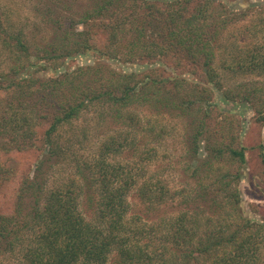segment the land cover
Segmentation results:
<instances>
[{
	"label": "trees",
	"instance_id": "16d2710c",
	"mask_svg": "<svg viewBox=\"0 0 264 264\" xmlns=\"http://www.w3.org/2000/svg\"><path fill=\"white\" fill-rule=\"evenodd\" d=\"M236 15L220 0H96L67 18L54 57L46 48L33 51L24 30L0 15L1 46L17 60L0 71V187L12 199L0 211L1 253L16 251L19 264H261L264 223L240 206L247 149L240 115L224 103L246 107L264 124V83L234 81L240 73L263 76L264 53L254 47L213 65ZM87 53L92 63L47 75L60 58ZM96 105L124 128L79 155L61 130ZM137 107L184 121L191 190L151 169L156 146L137 148L138 133L163 136ZM12 151L37 152L31 173L6 165L1 154ZM123 152L135 159L118 160ZM55 164L75 173L47 187ZM130 194L146 212L165 204L176 210L147 219L132 212Z\"/></svg>",
	"mask_w": 264,
	"mask_h": 264
},
{
	"label": "rangeland",
	"instance_id": "374dc122",
	"mask_svg": "<svg viewBox=\"0 0 264 264\" xmlns=\"http://www.w3.org/2000/svg\"><path fill=\"white\" fill-rule=\"evenodd\" d=\"M96 0H0V15L6 19L9 24H13L15 29H23L25 38L34 51L36 47L46 48L51 56L58 54L59 50H52V45H59L62 39V32L67 27V18H77L87 7H90ZM228 6L231 11L236 13V21L233 22L224 34L223 47L215 57L213 65L219 67L223 59H229L231 55L241 54L251 48H258L264 53V0H220ZM60 17V20L57 19ZM61 21V22H60ZM61 24V25H60ZM226 38V39H225ZM94 57L90 54H78L71 59L60 58L57 62L58 67L48 71L47 75L53 77L62 71L75 70L79 66L84 67L92 63ZM13 54L1 46L0 40V71L9 70L12 64L17 63ZM43 61V60H42ZM112 65L122 69H136L137 66L122 65L117 61H109ZM49 66H54L52 60H49ZM93 73H86L89 76ZM44 78L45 76L42 75ZM189 76V75H186ZM236 83H264V75L258 74L246 75L240 73L234 78ZM217 100V96L215 97ZM225 108L233 110L240 115V124L242 132L240 134L241 142L245 145V163L243 166V177L239 183L241 192L240 206L244 215L254 221L264 223V165L261 162V151H264V124L255 122L250 110L237 103H224ZM143 121L151 120L154 126L163 127V136L153 140L150 135L136 133V146L141 147L144 144L156 146L158 158L150 163L151 169H161L163 179L169 182L170 186H184L191 190L194 183L183 174L185 164V145L183 142L182 130L183 120L179 119L174 112L153 114V110L148 107H137L134 110ZM111 111L100 105L93 106L87 111L82 112L74 125L61 130L63 143L65 137L74 144L73 151L79 155H89L95 150V146L102 136H106L114 131L124 128L118 120L114 121L109 115ZM236 113V114H237ZM165 129V130H164ZM85 131L81 134V131ZM73 131H77L78 138L71 137ZM1 159L6 165L16 169L32 172L34 162L37 159V152L12 151L1 154ZM135 159L134 154L123 152L118 155V160ZM226 165H223V169ZM74 169L65 164H55L49 170V178L46 186L58 181L68 174H74ZM11 189L0 187V211L7 212L11 208L12 199L10 197ZM132 204V212L138 213L147 219H157L175 212L176 206L173 204L161 205L152 212H146L143 205L133 195H129ZM142 206V207H141ZM190 206V205H189ZM189 208H192L190 206ZM210 214V211H206ZM261 264H264V244L261 248ZM15 255V256H14ZM15 254L2 252L0 247V264H19ZM113 258V255L111 256ZM108 264H116L110 260Z\"/></svg>",
	"mask_w": 264,
	"mask_h": 264
}]
</instances>
